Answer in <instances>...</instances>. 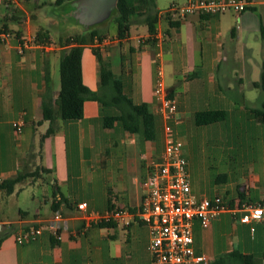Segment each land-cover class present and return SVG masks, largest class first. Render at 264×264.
<instances>
[{"label": "crops", "instance_id": "crops-1", "mask_svg": "<svg viewBox=\"0 0 264 264\" xmlns=\"http://www.w3.org/2000/svg\"><path fill=\"white\" fill-rule=\"evenodd\" d=\"M188 1L156 0L155 32L165 35L158 42L145 15H133L129 35L120 39L116 23L113 31L107 24L110 16L84 22V0H0V27L11 33L0 43V183L30 166L31 171L45 167L41 175L18 183L14 192L0 191V264H154L146 224L135 219L129 225H86L77 203L87 202L89 213L138 209L148 163L164 151L167 122L184 143L197 198L221 196L233 204L264 201V122L252 111L264 107V89L256 85L264 61V0H248L240 13L177 20L161 14L172 3ZM93 29L106 35L102 41L96 37L94 45L110 62L124 94L155 115L154 137L127 130L121 120L108 121L120 111L88 99L82 118L57 117L56 131L41 148V135L50 125L43 118L47 83L54 106L60 58L71 46L65 41ZM158 54L165 84L178 105L168 119L159 112L154 92ZM82 64L85 84L101 95L107 92L100 87L101 66L91 44L84 47ZM208 110H224L226 117L197 124L196 114ZM16 121L24 123L21 133L15 130ZM55 211L65 217L61 239L45 223ZM241 214L223 211L208 227L195 219V252L207 255L210 263L230 252L264 262V218L244 223ZM30 226H43V231L18 243L15 234Z\"/></svg>", "mask_w": 264, "mask_h": 264}, {"label": "built area", "instance_id": "built-area-1", "mask_svg": "<svg viewBox=\"0 0 264 264\" xmlns=\"http://www.w3.org/2000/svg\"><path fill=\"white\" fill-rule=\"evenodd\" d=\"M249 5L248 0H189L186 3H172L161 14L172 20L182 19L193 14H214L226 11L242 12ZM164 33H152L158 42L164 39ZM11 37L10 31L0 28V43ZM23 51V48H20ZM157 77L154 92L159 101V112L165 118L177 113V99L172 96L164 81L162 55H157ZM23 121L14 122L15 130L22 132ZM167 140L163 153L158 159H150L148 174L143 181L145 189L142 203L136 210L113 207L103 212H87L88 203H77V209L84 213L86 225L121 223L129 225L138 219L146 224L150 231L149 250L154 264H210L205 254H197L193 246V221L200 220L208 227L212 220L223 211L236 215L242 211L240 220L253 223L264 218V201L233 204L221 196L197 198L192 191L188 161L183 155V141L172 135V125H165ZM65 217L60 211L45 221L57 239H61ZM4 224L0 222V229ZM254 227H252V230ZM43 226H30L15 234L18 243L36 239Z\"/></svg>", "mask_w": 264, "mask_h": 264}, {"label": "trees", "instance_id": "trees-1", "mask_svg": "<svg viewBox=\"0 0 264 264\" xmlns=\"http://www.w3.org/2000/svg\"><path fill=\"white\" fill-rule=\"evenodd\" d=\"M156 0H117L109 18L117 25V36L123 39L129 35L131 28V17L133 15L146 16L151 33L155 32L158 13ZM2 28V27H0ZM106 35L100 30L93 29L86 35H75L65 42L71 45L60 58V92L55 101L51 104L48 101V89L50 84L47 79V93L43 103V118L50 120V125L45 133L41 135V148L44 140L56 131L55 121L57 117L64 120L80 119L84 115V103L88 99L98 100L101 103H109L115 106L120 114L107 117L108 121L121 120L127 130L131 132H143L146 137H154L155 115L149 111L146 104H134L128 98L122 87V82L115 77L109 61L105 60L99 47L94 45L95 38L102 41ZM39 37V35H37ZM49 37V36H48ZM86 44L93 46V52L100 62V87L107 90L101 95L99 90H92L83 80V51ZM264 89V61L262 78L256 84ZM257 118L264 122V107L252 109ZM224 110H208L196 114V122L199 125L217 122L225 119ZM45 167H37L35 170L23 169L11 179L0 183V191L10 194L14 192L16 185L29 177L41 175ZM103 225V224H101ZM210 264H264L251 254H239L230 252L222 255Z\"/></svg>", "mask_w": 264, "mask_h": 264}, {"label": "water", "instance_id": "water-1", "mask_svg": "<svg viewBox=\"0 0 264 264\" xmlns=\"http://www.w3.org/2000/svg\"><path fill=\"white\" fill-rule=\"evenodd\" d=\"M116 3L117 0H84V22L93 24L109 17Z\"/></svg>", "mask_w": 264, "mask_h": 264}, {"label": "rangeland", "instance_id": "rangeland-1", "mask_svg": "<svg viewBox=\"0 0 264 264\" xmlns=\"http://www.w3.org/2000/svg\"><path fill=\"white\" fill-rule=\"evenodd\" d=\"M107 24H108L110 30L113 31L114 28H115V22H113V20L111 19ZM59 73H60V68H59ZM32 168H33V167L30 166V167H29V170L32 169Z\"/></svg>", "mask_w": 264, "mask_h": 264}]
</instances>
